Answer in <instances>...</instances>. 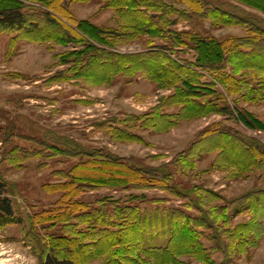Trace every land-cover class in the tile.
Instances as JSON below:
<instances>
[{"label": "rangeland", "instance_id": "rangeland-1", "mask_svg": "<svg viewBox=\"0 0 264 264\" xmlns=\"http://www.w3.org/2000/svg\"><path fill=\"white\" fill-rule=\"evenodd\" d=\"M111 1L121 6L119 0H20L31 18H50L47 13H51V17L67 21L72 28L85 19L97 26L120 29L119 35L110 36L109 43L91 35L72 34L65 44L55 39L57 31L65 29L62 23H44V30L31 35L0 30V178L7 183L6 195L15 214L24 222L0 227V264H41L33 251L32 236L62 231L50 222L36 224L29 231L31 217L56 204L63 191L51 192L50 187L65 181L71 168L88 158L84 153L89 151L110 154L141 167L146 181L116 188L87 183L78 201L92 208L107 206L109 212L118 204L139 208L143 214L158 213L163 223L142 222L143 235L158 231L162 225L169 226L167 215L171 211L187 218L191 228L193 223L200 224L194 229L198 244L185 242L188 238L184 236L179 238V261L185 264H201L197 259L201 253L215 264H264V230L252 232L239 225L252 221L264 226V88L257 102L247 101L248 95L242 91L231 94L223 86L225 77L218 76L224 73L220 65L198 67L193 48L196 42L180 34L189 32L197 39L213 37L219 41L244 38L250 35L247 26L220 22L219 12L214 9L228 12L230 18L248 16L263 26L264 12L235 0H199V11L183 0H138L158 4V10L166 5L172 10L163 12L161 18L154 14L157 8L147 10L157 25L154 32L164 34H133L120 27L125 16L109 6ZM64 7L76 24L68 14L59 12V8L65 11ZM179 39L186 44L179 43ZM261 44L258 47L263 51L252 57L264 64V42ZM154 48L167 51L172 59L191 69L197 66V73H185L197 81L192 93L205 106L188 117L187 111L180 112V105L163 108L166 113L183 115L169 118L176 123L164 132L147 128L148 122L138 117L150 118L161 97L171 95L177 83L162 81L164 87L160 88L159 81L143 69H133L131 63L125 68V62L113 55ZM83 49L87 50L83 55L66 56L69 51ZM95 51L98 56L92 58ZM111 58L123 70L110 73L101 83L107 72L104 64ZM91 60L95 65H87ZM238 77L253 85L262 84L250 74ZM116 129L132 131L140 141H120L113 134ZM154 176L161 177L158 183H152L157 179ZM257 190L260 194L252 196L257 211L233 217L234 209L242 206L235 199ZM124 223L117 215L108 230L120 234ZM166 238L149 240L150 244L164 243ZM195 247L200 252L192 250ZM240 247L246 251L238 253ZM103 259L91 264H100Z\"/></svg>", "mask_w": 264, "mask_h": 264}, {"label": "trees", "instance_id": "trees-1", "mask_svg": "<svg viewBox=\"0 0 264 264\" xmlns=\"http://www.w3.org/2000/svg\"><path fill=\"white\" fill-rule=\"evenodd\" d=\"M183 1L194 11L202 10V5H200L199 0ZM235 1L264 12V0ZM118 2H121L122 7H116L117 4H113L112 1L109 6L116 7L118 13L122 12L124 14V22L120 26L122 29L130 30L133 34H164L163 31L158 32L159 30L154 32L157 25L152 20L153 15H147V10L149 8H157L154 14H158L157 17L161 18L164 13L166 14L172 10L169 6H163L161 10H158L160 6L153 2L143 3L138 0L130 3H125L124 0H119ZM64 8L65 11L59 8V12L68 14L70 17L69 20L76 24V19L67 11L68 8ZM214 12H219L220 22L225 24H244L250 31V35L244 38L229 37L219 41L213 37L197 39L191 33L183 32L180 33L182 35L181 38L192 39L196 42L193 48L197 51L196 65L198 67L204 64L220 65L224 73L218 74V76L225 77L222 82L228 92L232 94L242 91L244 95H248L247 101L257 102L261 100V88H264V64L253 60L252 56H257L263 51L258 46H261V43L264 42V26L248 16L245 18L241 17L240 19L234 16L230 18L228 12L221 11L219 8L214 9ZM47 14L50 18H31L25 12L24 5L20 0H0V30L24 31L26 35H31L44 30L46 28L42 25L44 23L53 26L62 23L65 29L64 31H57V28L54 29L58 32L55 39L63 41L65 44L71 41L67 38L72 34L79 37L91 35L98 41L104 43L111 42L112 37L110 36L119 35L118 30L120 29L118 28L97 26L85 19L77 22L76 27L72 28L67 24V21H63L59 17H51V13ZM63 18L65 17L63 16ZM67 28L70 30L69 32L65 31ZM179 43L182 45L186 44L183 39H179ZM243 47L246 48L244 49ZM88 48H93V45H89ZM86 51L84 49L69 51L66 56H80L86 53ZM96 55L98 56L97 51L92 53L91 57L97 58ZM113 55L115 57L118 56L119 59L125 62L122 64L125 68L130 66L126 63H131L133 69H143L151 78L159 81L160 88L164 87V84L161 83L162 81L166 83L168 81H175L177 83L174 85L176 86L175 91L171 95L161 97L159 104L153 108L150 118L148 117L146 120L142 116L138 117V120L142 119L144 122H148L146 125L147 128L152 127L154 130L160 132L167 131L169 127H172L176 123L173 120L170 121L169 118L176 117V115L183 116L179 115V113L185 111L188 112L186 113V117L193 116L205 107L197 101V94L192 93L197 81L191 77H186L188 73H185L186 71L197 73L194 68L197 66L191 69L189 66L184 65L183 62L172 59L167 51H162L157 48L130 55ZM108 60L104 64V69L107 72H104L105 75H102L101 83L107 80L110 73L123 70L122 65L117 63L118 61L115 62L112 58L111 62H108ZM91 64H94L93 60L89 61L87 65L90 66ZM228 69L230 73L227 72ZM87 73L89 74L90 71ZM248 74H250L251 79L259 78L258 83L262 84L260 86L253 85V83L247 82V80L242 81V78L238 77V75L246 76ZM246 82L248 83L247 85ZM180 83L183 86L182 89L179 87L181 86ZM183 88L185 89L183 90ZM183 91L186 92L185 95ZM185 96L188 98H185ZM223 97L222 94L221 98ZM175 105L182 107L180 112L169 114L163 111V108L173 107ZM225 113L227 112L225 111ZM113 134L118 140L123 142L140 141V138L129 130L116 129V132ZM252 147L254 148V146ZM71 154L76 156L74 152H71ZM84 154L88 158L76 163L69 171L65 181L54 183L55 186L50 187L51 192H55L56 190L63 191L61 197L56 201V204L45 209L42 213L31 217L32 225L29 231L34 230V225L45 222H50V224L55 225L56 229L62 231L60 234L46 233L45 235H37L38 233H36L32 236L33 251L41 259V264H91L93 261L101 258L104 259L100 264H185L179 261V256L182 254L181 251H178L177 247L180 245L179 238L184 236L188 238L185 242H196L194 229L195 226L200 224L193 223L194 228H191L187 218L179 216L180 213L177 214L175 211H171L167 215V223H169V226H165L166 224L162 225V228L159 227L160 229L158 231L154 233L148 232L146 235H143V231L140 228L142 222H148L151 225L155 224L156 221H159L160 224L163 223L159 220L160 216L158 213L151 212L149 214H143L139 212V208L131 205L121 206L118 204L115 205L113 212H109L110 208L107 206L92 208L89 204L78 201L77 197L83 193L84 184L87 183L95 186L116 188L127 187L130 184L136 185L139 184V181L141 183L146 181L141 171L142 168L135 164L121 160L110 154L97 155L96 152L90 151ZM162 176L165 177V174ZM155 178L157 179L153 180L152 183H158V178L160 179L161 177ZM6 191L7 183L0 178V227H5L9 224H23L22 217L15 214L12 201L6 195ZM259 191H251L236 198V201L242 202V206L234 209L232 213L234 214L233 217L252 210L257 211L252 204L254 201L252 196L254 194L259 195ZM256 199L260 200L259 198ZM211 212L216 215L214 209H211ZM117 215L125 222L120 234H115L114 231L108 230V227L111 226L114 217ZM239 225L252 232H257L259 229L264 230V226L262 227L258 222L252 223V221H246ZM162 236L168 237V239L166 238V242L160 243L156 241L150 244L151 240L149 239L158 238V240H161L160 238ZM196 243L198 244V242ZM243 248L240 247L238 253L246 251L245 247ZM192 250L200 252L201 249L195 247ZM197 259H199L201 264H215L210 256L204 255L203 253L199 254Z\"/></svg>", "mask_w": 264, "mask_h": 264}]
</instances>
